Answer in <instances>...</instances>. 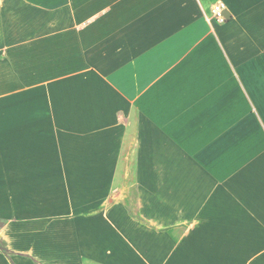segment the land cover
<instances>
[{
  "label": "crops",
  "instance_id": "obj_1",
  "mask_svg": "<svg viewBox=\"0 0 264 264\" xmlns=\"http://www.w3.org/2000/svg\"><path fill=\"white\" fill-rule=\"evenodd\" d=\"M1 193L6 264H264V0H0Z\"/></svg>",
  "mask_w": 264,
  "mask_h": 264
},
{
  "label": "rangeland",
  "instance_id": "obj_2",
  "mask_svg": "<svg viewBox=\"0 0 264 264\" xmlns=\"http://www.w3.org/2000/svg\"><path fill=\"white\" fill-rule=\"evenodd\" d=\"M5 183H6V181H5ZM1 191H5L6 192L5 187H3V189H1ZM6 197H7V194L6 193H1V196H0V199H1V203H0V213H1V215L4 214L5 217L7 215L8 216L10 215V211L8 210V206L6 204V201L3 202L6 199ZM15 213H16L15 217H13L12 220H10L12 222L15 220V218H21V219L27 218L29 220H33V219H35V217H32V216H36L37 213H41V212L33 211L30 208L29 205H27V206H23L22 205L21 209L20 210H16ZM11 214L13 215V210H12ZM40 218H43V216H39L38 215L37 216V219H40ZM8 219H5V222H4L3 226L0 228V246H4V245L7 244L8 233H7V224H6V221ZM0 252L2 254V256H0V264H6V259L5 258H8L7 252H4L1 248H0Z\"/></svg>",
  "mask_w": 264,
  "mask_h": 264
},
{
  "label": "built area",
  "instance_id": "obj_3",
  "mask_svg": "<svg viewBox=\"0 0 264 264\" xmlns=\"http://www.w3.org/2000/svg\"><path fill=\"white\" fill-rule=\"evenodd\" d=\"M212 17L218 23H223L227 20L228 15L225 13V7L221 2H216L212 6Z\"/></svg>",
  "mask_w": 264,
  "mask_h": 264
},
{
  "label": "trees",
  "instance_id": "obj_4",
  "mask_svg": "<svg viewBox=\"0 0 264 264\" xmlns=\"http://www.w3.org/2000/svg\"><path fill=\"white\" fill-rule=\"evenodd\" d=\"M4 222H5V221H4L3 219H0V228L3 226ZM0 248H1L4 252H7V249H6L5 246H0Z\"/></svg>",
  "mask_w": 264,
  "mask_h": 264
},
{
  "label": "water",
  "instance_id": "obj_5",
  "mask_svg": "<svg viewBox=\"0 0 264 264\" xmlns=\"http://www.w3.org/2000/svg\"><path fill=\"white\" fill-rule=\"evenodd\" d=\"M228 15V14H227Z\"/></svg>",
  "mask_w": 264,
  "mask_h": 264
}]
</instances>
